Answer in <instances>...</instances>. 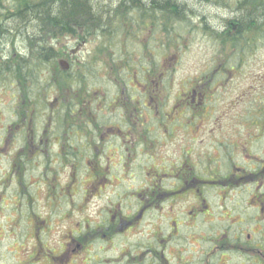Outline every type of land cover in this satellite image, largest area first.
Segmentation results:
<instances>
[{
	"label": "flooded vegetation",
	"instance_id": "af4514ba",
	"mask_svg": "<svg viewBox=\"0 0 264 264\" xmlns=\"http://www.w3.org/2000/svg\"><path fill=\"white\" fill-rule=\"evenodd\" d=\"M128 20L118 41L78 25L46 39L41 118L0 135V264H264V73L241 76L240 48L203 38L213 61L177 80L155 71V14Z\"/></svg>",
	"mask_w": 264,
	"mask_h": 264
},
{
	"label": "trees",
	"instance_id": "16d2710c",
	"mask_svg": "<svg viewBox=\"0 0 264 264\" xmlns=\"http://www.w3.org/2000/svg\"><path fill=\"white\" fill-rule=\"evenodd\" d=\"M33 1H38L35 6L31 4ZM190 0H137L139 2V6H149L155 7V13L160 12L161 15L165 14V18L162 21L163 27H161V32L163 36L170 32H172V36L167 37L168 40H173V45L175 38L179 35L183 36L184 32L187 33V30L190 29V25L192 20L189 21L190 18L183 16L184 13L194 14L192 15L193 18L198 19V14L194 13L190 7H188V3ZM248 0H242L237 2L233 10H230V14L228 15L226 20L221 19V23L217 28H210L209 33L212 37L218 38H208L209 40H215L217 42H222L223 44L227 45L230 50L233 49H241L244 47H249L254 50L253 46L247 43V39H249V35L255 37L254 29H248L246 31L243 30L242 27L247 26H254L255 24H260L264 21V0H254L255 4L251 5L250 7L246 3ZM1 2V0H0ZM245 2V8H243L242 4ZM12 4L2 6V13L6 15L5 19L0 20V35L6 34V38L9 37V41L24 37V34L29 32L33 34H39L40 38L46 39L47 35L52 33L54 34V25H57L56 28L59 27V20L64 21L62 23L64 25H60V34H71L72 29L74 30L76 26L72 25V21L79 24L80 28H83L86 32H88L91 28L90 26L80 25L77 21L73 18L75 16V12L81 11L86 9L85 7L92 3L91 6H95V0H63V2L59 3L56 0H15V3L11 2ZM52 4H54L52 6ZM98 6V4H96ZM138 6V5H137ZM138 6V7H139ZM188 7V8H187ZM190 9V10H189ZM187 11V12H183ZM52 15V17H51ZM87 18H91L96 16V14L86 13L85 15ZM202 18V17H200ZM167 19L170 20V23H167ZM192 19V18H191ZM98 21V22H97ZM29 29H26V24H29ZM94 22L97 25H100L101 19H96ZM177 22L183 24L181 26L180 33L172 30L173 26L176 25ZM191 22V23H190ZM195 22V21H194ZM234 22H237V32L234 31ZM9 25V29L7 31L4 30V27ZM192 29V28H191ZM190 29V30H191ZM99 30L102 31V35H104L105 28L100 27ZM98 30V32H99ZM169 30V31H167ZM215 31L217 33H215ZM179 34V35H178ZM206 36V34H204ZM106 37V36H104ZM113 37V36H112ZM207 37V36H206ZM264 37L259 36L256 39L262 40ZM237 39L244 40L243 43L236 42ZM171 44V43H170ZM123 47V46H122ZM168 49L171 46H167ZM103 48V46H101ZM115 46H112V49H115ZM26 49V51H25ZM0 55H2L3 59H0V86L5 84H11L12 86L16 87V95H17V106L15 108V121L11 122L12 127L21 126V134H23V127L26 128L28 121L31 119L33 124H36V120H40L41 112L39 111L38 114H33L39 108L36 107V103L41 104L42 109H44V101L42 100L41 103L36 102V99H33L35 96H40V92L45 90L39 88V84H35L36 81V73L37 78L40 72L55 71L54 68L56 57L51 56L50 50L47 51H40L33 46H27L26 48H22V55L19 53H15L16 60L14 62L12 60V56L14 53L11 51L4 52L2 49V44L0 43ZM9 56L7 58L6 56ZM11 56V57H10ZM47 56V57H46ZM1 57V58H2ZM15 57V56H14ZM13 62V65H12ZM88 61L84 64L86 69L88 70ZM158 66V67H157ZM97 70H100V65L97 67ZM159 70V65L157 63V59H155V71ZM63 79V75H61ZM32 79V96H30L28 87L29 83L28 80ZM82 80V79H81ZM61 82V81H60ZM64 83L56 84L55 89L60 90L62 88H66L67 86ZM88 86V85H87ZM86 86V87H87ZM60 88V89H59ZM51 91V86L48 85L47 92ZM84 97V96H83ZM88 95L85 97L87 98ZM82 98V97H80ZM33 99V100H32ZM83 99V98H82ZM31 100V101H29ZM31 103V105H30ZM35 106V110L32 112H28L29 107L33 109ZM5 133V130L4 132Z\"/></svg>",
	"mask_w": 264,
	"mask_h": 264
},
{
	"label": "bare ground",
	"instance_id": "6f19581e",
	"mask_svg": "<svg viewBox=\"0 0 264 264\" xmlns=\"http://www.w3.org/2000/svg\"><path fill=\"white\" fill-rule=\"evenodd\" d=\"M59 3L63 2V0H56ZM100 0H95V3L98 4V6L95 4V6L93 5V7L91 6L92 3H89L88 6H86V9H83L81 11H76L75 12V16L73 19L75 21H77L78 23H80V25H88L92 28H99L100 27H104L106 32H111L113 34V36L118 40V36H126V34H128V32L130 33V30H132V23L128 22V17L131 15H141L144 16L145 19H147V21L149 23H151L152 21V17L155 14V23H160V26L163 27L162 21L165 18V14L161 15L162 13H160L159 11L155 13V7L153 6H148L146 4V6H139V2H137V0H104L103 3L99 2ZM242 1V0H239ZM238 1V2H239ZM11 2L15 3V0H1L0 4L2 6H6L9 4H12ZM196 2L195 0H190L188 3V7H190L192 4H196L194 3ZM38 1H33L31 4H33L32 6H35V4H37ZM246 3H248L247 5L250 7L251 5L255 4L254 0H248ZM54 4H52L53 6ZM139 7H138V6ZM0 6V20L5 19L6 15L4 13H2V9L3 7ZM243 8H245V2L244 4H242ZM187 7V8H188ZM191 9V8H190ZM189 9V10H190ZM230 10H233L232 8H228V9H224L223 13L220 14V18L223 20H226L228 15L230 14ZM86 13H90V14H96V16L91 17V18H87L85 15ZM52 17V15H51ZM96 19H101L100 25H97L94 20ZM62 23H65L64 21L59 20ZM59 22V27L56 28L57 25L53 24L54 27V35L52 36L54 37V39H57L56 37L60 36V25H64L62 23ZM167 23H170V20L167 19L166 21ZM73 26H77L79 24L75 23L74 21L71 22ZM30 26V22L29 24H26V29H29ZM260 27V26H259ZM258 24H255L254 26H245L242 27L244 31L246 30H250V29H254V28H259ZM9 25H6L4 27V30L7 31L9 29ZM76 29L78 27H75ZM85 33V32H84ZM24 37H21L18 39H15L13 41H9V37L6 38V34L0 35V43L2 44V49L4 52H9V51H13L14 53H19L22 55V48H26L27 46H33L35 48H37L38 50L44 52L47 51L50 47L49 42L44 39V38H40L39 34H33L31 32L24 34ZM92 41H93V45H100L102 44L101 41H104V35H101L99 33H97L96 35H93L91 37ZM111 43V42H110ZM57 45L54 46V48ZM106 48V45L104 46ZM26 51V49H25ZM52 56V55H51Z\"/></svg>",
	"mask_w": 264,
	"mask_h": 264
},
{
	"label": "rangeland",
	"instance_id": "374dc122",
	"mask_svg": "<svg viewBox=\"0 0 264 264\" xmlns=\"http://www.w3.org/2000/svg\"><path fill=\"white\" fill-rule=\"evenodd\" d=\"M196 4H192L190 6L191 10L198 14V19L197 18H193L192 15L194 14H189V13H184L182 14L183 16L190 18V20H192L193 23H191V27L189 30H187V33L184 32L181 40H186L188 43L189 41L192 43L191 47L188 46H184L181 45L178 48V52H175V54H179L180 56V65L177 69L178 73L177 76L179 77L181 74L183 75L185 71L188 70V64L190 61H196L198 59V56L200 53H203L209 44V41L207 40H203L202 41V37H200L201 34H206L207 38H218V37H212L211 34L209 33L210 28H217V30H220L221 28H218L219 24L221 23V19H220V14L223 13L224 9H230V8H234L235 5L237 4V2L239 0H195ZM100 3H103L104 0H100ZM183 12H187V11H183ZM225 12V11H224ZM202 17V18H200ZM192 18V19H191ZM196 21V22H194ZM98 22V21H97ZM130 22V21H128ZM198 22V23H197ZM183 24H180V22H177L176 25L173 26L174 31H176L177 33H180L181 30V26ZM260 26V27H259ZM259 28H254L255 32V37H259L262 36L264 37V21L260 24H258ZM169 31V30H167ZM211 31V30H210ZM170 32L167 35H170ZM215 33H217L215 31ZM193 35H197L196 37H192ZM60 37H62V35H60ZM129 37V36H128ZM192 37V38H190ZM46 39H50L49 37H46ZM58 40L60 39L59 37L57 38ZM118 40H120V38H118ZM117 40V41H118ZM166 40V39H165ZM256 40V39H255ZM13 41V40H12ZM213 42L217 43V41L212 40ZM59 43L62 44L63 41L59 40ZM195 43V44H194ZM177 44H179L177 42ZM190 46V45H189ZM211 46V45H210ZM129 48H133V47H129ZM212 49H215L214 47L211 46ZM156 49H160V51H158V54H164L167 52V46L163 45L161 47H157ZM242 49V48H241ZM13 51L11 50V53ZM189 52V53H188ZM14 53V52H13ZM188 54V56H186ZM242 54V52L240 53ZM12 56V60L14 62V59L16 60V55L14 53V55ZM10 56V57H11ZM15 56V57H14ZM186 56V57H185ZM2 55H0V59H3ZM7 58H9V56H6ZM160 58H162L161 56H159ZM157 57V61L159 63L162 62V60ZM12 62V65H13ZM171 62H165V67L167 68L168 65ZM9 90L7 93L5 91ZM16 95V90L13 87H9V84H5L0 86V128H3L5 126H7L9 123H11V118H13V110L15 108V103L14 100L12 99L13 97ZM41 112V111H40ZM39 110H37L36 112H34L33 114H38ZM1 157H0V163H1ZM35 161H39V160H35ZM33 161V162H35ZM24 163L28 166V168L30 166H34V165H30V161H24ZM37 165V164H36ZM7 166V164L3 165L0 164V168H5ZM30 234L27 235V240H25L24 242H16V245L13 246V248L17 251L16 252V256H12L11 254L7 255V258L5 259L6 262H12V263H23L25 260L23 258L24 256V251L21 250V248H23L25 243H28V239L30 238Z\"/></svg>",
	"mask_w": 264,
	"mask_h": 264
}]
</instances>
